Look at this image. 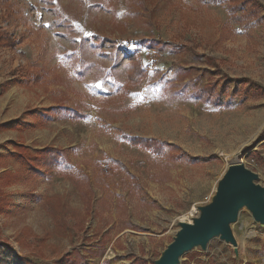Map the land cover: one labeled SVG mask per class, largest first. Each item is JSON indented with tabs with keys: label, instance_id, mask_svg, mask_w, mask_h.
<instances>
[{
	"label": "rangeland",
	"instance_id": "obj_1",
	"mask_svg": "<svg viewBox=\"0 0 264 264\" xmlns=\"http://www.w3.org/2000/svg\"><path fill=\"white\" fill-rule=\"evenodd\" d=\"M1 32L0 264H152L230 163L264 185V0H0ZM231 230L180 264H264Z\"/></svg>",
	"mask_w": 264,
	"mask_h": 264
},
{
	"label": "water",
	"instance_id": "obj_2",
	"mask_svg": "<svg viewBox=\"0 0 264 264\" xmlns=\"http://www.w3.org/2000/svg\"><path fill=\"white\" fill-rule=\"evenodd\" d=\"M256 172L241 162L230 163L218 179L209 202L196 207L197 215L178 220L172 240L152 264H180L181 257L196 248L206 250L213 238L231 244L237 256V242L231 230L239 212L249 211L254 224L264 226V185Z\"/></svg>",
	"mask_w": 264,
	"mask_h": 264
},
{
	"label": "trees",
	"instance_id": "obj_3",
	"mask_svg": "<svg viewBox=\"0 0 264 264\" xmlns=\"http://www.w3.org/2000/svg\"><path fill=\"white\" fill-rule=\"evenodd\" d=\"M235 1L236 0H228V3H229V5L230 4L232 5V2L234 4ZM245 2H246V0H245ZM235 6L236 5H234L232 7L234 8ZM8 38H10V37L8 36L7 33H5V32H1L0 33V43L7 44V43L11 42V41H7ZM11 45H12V43H11ZM131 75H133V73H131L129 75V78H128L129 81H131V78H132ZM70 113H72V117L73 118H80V117H83L84 116L83 114H81L78 111L70 110ZM14 125H16L14 122H10V123L6 124V126H8V127H13ZM131 142L133 144H139V142L137 140H135V139L131 140ZM145 143H147V142H145ZM15 147L19 151V156L22 157L21 160L26 165V167L29 168L30 170H34L32 164L36 163L42 156H45V157H55V155L57 154V150L54 149V148H44V149H42L40 151H37L35 155H30L29 152L27 151L28 149L26 147H23L21 145H16Z\"/></svg>",
	"mask_w": 264,
	"mask_h": 264
},
{
	"label": "bare ground",
	"instance_id": "obj_4",
	"mask_svg": "<svg viewBox=\"0 0 264 264\" xmlns=\"http://www.w3.org/2000/svg\"><path fill=\"white\" fill-rule=\"evenodd\" d=\"M182 220H190V218L186 214H184V216L182 217Z\"/></svg>",
	"mask_w": 264,
	"mask_h": 264
}]
</instances>
